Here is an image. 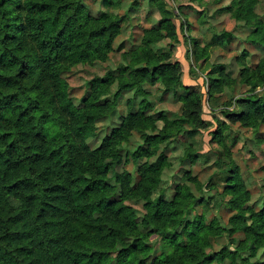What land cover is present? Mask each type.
I'll return each mask as SVG.
<instances>
[{"label": "trees", "instance_id": "1", "mask_svg": "<svg viewBox=\"0 0 264 264\" xmlns=\"http://www.w3.org/2000/svg\"><path fill=\"white\" fill-rule=\"evenodd\" d=\"M150 3L160 11L159 24L145 29L138 48L122 53L125 62L117 74L90 79L89 93L77 104L64 74L80 63L105 60L125 16L108 11L95 16L83 0H0V264H264V205L256 209L250 203L252 192L223 133L230 124L219 122L213 131L220 147L217 171L204 182L190 171L184 174L202 194L179 182L172 198H165L162 175L168 160L164 153L152 157L163 141L184 135L186 124L200 130L209 121L203 117L200 85L183 84L181 64L171 53L152 48L164 37L179 42L176 11L166 0ZM257 4L231 0L225 8L254 27L253 42L264 44V17ZM194 48L196 63L190 70L207 71L214 101L238 79L224 65L210 63L207 46L195 42ZM246 54L240 55L239 76L251 93L222 113L257 129L264 124V95L255 92L264 85V57L249 65ZM147 82H161L164 92L178 94L182 113L173 118L162 111L147 114ZM179 86L189 91L180 94ZM126 88L143 96L139 109L129 111L93 148L89 139L98 136V121L116 110ZM135 131L144 139L130 149ZM185 152L195 160L191 144ZM141 157L146 159L137 167L138 176L119 169L125 159ZM214 189L230 195L225 204L233 213L226 225L197 211L199 203L210 206L213 199L204 192ZM136 201H143L142 215ZM238 232L244 234L239 240ZM223 235L229 242L215 249L214 237Z\"/></svg>", "mask_w": 264, "mask_h": 264}, {"label": "rangeland", "instance_id": "2", "mask_svg": "<svg viewBox=\"0 0 264 264\" xmlns=\"http://www.w3.org/2000/svg\"><path fill=\"white\" fill-rule=\"evenodd\" d=\"M166 1L168 7L176 11L173 20L179 33V42L172 44L169 37H164L154 43L152 48L159 53H171V59L181 64L183 84L191 88L196 84L200 85L203 117L209 121V125L200 130H192L190 125L186 124L188 130L184 135L163 141L158 154L152 157V159H156L159 154L164 153L168 160L162 175L165 198H172L179 182L190 183L198 195L202 194L196 184L192 181L188 182L184 174L190 171L194 177L204 182L217 171L219 166L216 165V148L220 147L214 141L213 131L218 127L219 122H225L230 124V127H224L223 133L226 135L225 140L231 145V157L238 165L246 186L252 192L250 203L259 209L264 205V124H261L257 129L246 127L240 121L232 122L222 113V110H232L236 99L251 93L249 86L240 80L239 73L242 68L239 63L240 55L246 50L244 61L249 65H254L264 57V44L255 43L250 39L249 34L254 30L253 26L237 20L226 10L225 7L231 0ZM83 2L89 8L90 13L95 16L108 11L124 15L125 21L121 33L115 40V49L110 51L105 60L99 59L93 64L80 63L64 74L71 85L70 93L77 104H81L82 98L89 93V80L97 75L103 76L108 71L117 74L119 64L125 62L122 53L125 50L130 51L138 48L142 44L145 29L158 25L161 19L159 9L155 4H151L150 0H83ZM256 10L264 17V0H258ZM223 31L231 33L229 38L220 36ZM195 42L208 47L210 63L224 65L226 72L238 79L233 86H224L214 101L209 98L208 94L210 82L206 79L207 71L197 70L192 73L190 70L191 66L196 63ZM144 86L146 91H149L147 98L151 103L150 108L145 110L147 114L162 111L169 118H173L182 113L183 102L178 94L173 91L164 92L161 82L154 84L147 82ZM117 88L118 84L115 83L112 89L116 91ZM188 91L183 87H178L180 94ZM255 92L264 95V85ZM142 98L143 96L137 89H123L118 97L116 110L110 116L98 121L99 133L97 137L89 139L90 145L93 148L97 147L103 137L122 124L129 111H137ZM162 123V120H159V125ZM141 135L139 131H135L127 146L133 149L140 145L144 139ZM234 137H236V141L233 142ZM190 144L196 151L193 161L186 158L185 151ZM145 159V157H141L137 161L133 158L125 159L119 169L127 168L134 172L135 176H138L137 167ZM219 175L216 177L219 181L217 190L222 191L224 184L222 180L218 179ZM217 190H205V198L212 197L213 202L208 207L199 203L197 211L205 213L208 220L216 218L221 225H226L233 213L225 204V200L230 195L224 197ZM134 205L139 211V215H142L144 212L143 201H136ZM235 236L239 240L244 237V234L238 232ZM228 242L227 235L214 237L215 249H220ZM257 255L262 258L263 250L261 249Z\"/></svg>", "mask_w": 264, "mask_h": 264}]
</instances>
